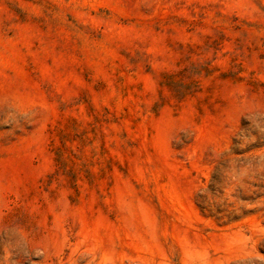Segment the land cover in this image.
<instances>
[{
	"label": "rangeland",
	"instance_id": "obj_1",
	"mask_svg": "<svg viewBox=\"0 0 264 264\" xmlns=\"http://www.w3.org/2000/svg\"><path fill=\"white\" fill-rule=\"evenodd\" d=\"M0 264H264V0H0Z\"/></svg>",
	"mask_w": 264,
	"mask_h": 264
}]
</instances>
